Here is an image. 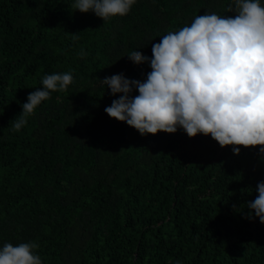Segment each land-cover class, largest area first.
Wrapping results in <instances>:
<instances>
[{
  "label": "trees",
  "instance_id": "16d2710c",
  "mask_svg": "<svg viewBox=\"0 0 264 264\" xmlns=\"http://www.w3.org/2000/svg\"><path fill=\"white\" fill-rule=\"evenodd\" d=\"M231 3L136 0L104 22L75 0H0V248L35 242L42 264H264V224L245 218L264 181L259 146L237 155L182 128L142 136L105 112L121 94L100 81L146 80L149 63L126 55L151 57L161 36L234 15ZM65 72L67 91L13 131L42 77Z\"/></svg>",
  "mask_w": 264,
  "mask_h": 264
},
{
  "label": "clouds",
  "instance_id": "9594fccd",
  "mask_svg": "<svg viewBox=\"0 0 264 264\" xmlns=\"http://www.w3.org/2000/svg\"><path fill=\"white\" fill-rule=\"evenodd\" d=\"M136 0H75L74 10L94 12L108 21L129 13ZM234 15L205 13L190 25L161 36L152 45V56L141 51L126 55L134 64L148 62L146 80L129 79L123 73L100 79L115 96L105 112L135 128L142 136L175 133L182 128L188 137L210 135L221 147L259 146L264 154V6L261 0H232L227 9ZM87 53H79L84 58ZM73 83L70 72L45 74L42 87L30 92L12 124L19 132L35 109L56 91ZM138 92L137 95L132 93ZM258 195L247 202L245 218L264 224V181ZM254 213V215H253ZM35 242L0 248V264H42ZM177 264H180L177 261Z\"/></svg>",
  "mask_w": 264,
  "mask_h": 264
}]
</instances>
